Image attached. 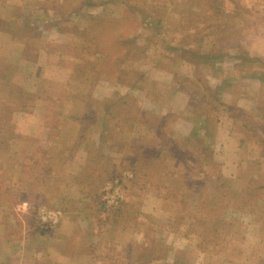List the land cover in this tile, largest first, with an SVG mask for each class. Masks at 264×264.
<instances>
[{"label": "rangeland", "instance_id": "374dc122", "mask_svg": "<svg viewBox=\"0 0 264 264\" xmlns=\"http://www.w3.org/2000/svg\"><path fill=\"white\" fill-rule=\"evenodd\" d=\"M4 1L21 14L20 39L77 14L61 24L81 59L47 69L68 81L40 74L32 93L36 78L10 82L12 53L0 51V264H264V116L218 81L237 69L236 88L249 74L264 83V56L249 49L264 41V0ZM17 107L38 108L41 136L82 111L61 161L9 155L8 139L29 142L9 123ZM232 123L233 137L215 138ZM17 171L9 190L3 177ZM51 210L57 221H42Z\"/></svg>", "mask_w": 264, "mask_h": 264}, {"label": "crops", "instance_id": "0c3cea01", "mask_svg": "<svg viewBox=\"0 0 264 264\" xmlns=\"http://www.w3.org/2000/svg\"><path fill=\"white\" fill-rule=\"evenodd\" d=\"M55 1L61 4L63 3L64 0H55ZM92 1L94 3H98V1H102V0H92ZM143 1L146 2V0ZM18 2H20L21 4L23 0H18ZM113 2L115 3L119 2L122 3L121 5L125 4V6H128L130 5L131 1L113 0ZM8 9H9L8 3L4 0L3 1L0 0V51H8V53H12L10 55H7V57H5L2 54L0 55L4 57L5 62L11 67V70L8 72V75L12 76L10 82L19 80L17 83L22 82L28 84L30 81L33 82L35 80V79L33 80V78L35 77L36 80L34 81V84L30 88H26V92L28 91L32 93L36 92L35 91L36 85L38 84L39 81L38 76L40 74L46 80L54 79L53 80L54 82H60V83L67 82L68 75H65L66 73L60 71L59 72L61 73L60 76H53L51 75V72H49L48 70L50 68L63 67L67 64H70L73 72V69L75 67H78V65H80L79 61L81 57L79 55L73 53L68 55L66 54L67 53L66 50L67 47L65 45V43H67L66 40L68 39L69 42L70 39L73 38L72 36H74V32L69 28L67 29L63 27L61 24L62 23L61 20L63 21V19H65L66 17L69 19L70 22H73L74 15L77 14H74L73 11H71L69 14H54L55 16L53 20L56 23L54 24V26L38 27L36 28V30H34L35 31L34 33L36 35L35 34L26 35L25 33L22 32L24 37L20 39L15 37L17 33H15L13 28L16 21L21 19L20 18L21 14H15L13 10L9 12ZM34 21H37V19H35ZM3 27H5V29ZM6 29H11L12 30L11 34H13L14 36L11 35L10 32ZM249 45H250L249 49H254L257 53V56L260 55L264 56L263 40L257 41L255 44L250 42ZM60 47L63 49H61ZM29 67H33L31 71L28 70ZM63 70H65V68H63ZM225 73L226 75L227 73H229V76L226 75L219 76L218 81L223 82L222 80L224 78L226 77L231 78L229 84L233 83L234 87L229 88L230 86H225L226 84L224 83L222 88L223 90L222 97L236 101V103H239L241 100H244L246 102L245 111L247 112V114L252 116L256 114H261L264 116V110L258 109L260 101H262V99L264 100V93L263 91H261V87H263L264 83H261L258 80L252 78L251 74H249L250 78L245 79L246 83H244V85L242 87H239L238 89L236 88L235 85H239L241 79L239 76H237L238 75L237 69H229V72L225 71ZM79 81L83 83H87V82L89 83L90 78L79 79ZM259 83H261V87ZM74 94H76L77 96L75 98L76 101L77 102L81 101L80 104H82L83 99L85 100L86 97L80 95L77 92L73 93L72 95ZM5 97L6 99H8L7 96ZM40 97L41 95L39 97H35L34 106L36 105L37 102L40 101L41 99ZM228 103L230 104L231 102H226V104ZM68 112L71 114L70 120L65 123L66 125L63 126L64 128L63 127L59 128V130L57 131L58 134H54L52 135L53 136L52 137L49 136V132L51 133L50 131L51 128L49 129V132L44 136L37 134L39 128H36V125L41 126L42 123L40 117L37 116L38 108L34 107L29 112L24 111L22 107H17L14 110H12V113L9 118L10 121L9 123L11 125L12 131L14 132L13 134L20 135L19 137H22L23 139H27L29 142L24 143L22 140L18 141V139H14V138L8 139L5 142V147H7V149L9 150V155L20 154L21 156H23L22 161L26 162L24 160L25 159L24 157L26 156L31 157L33 154H35L37 149H40L45 154H48L50 157H52L53 155L58 156L61 161V158L67 155L64 150V147L66 146L64 129L69 127V130L73 131V133L76 134L80 129L79 121L81 120L82 122L83 114H81L82 113L81 110L77 111L70 108ZM68 112L66 111L65 114ZM231 125H233V123L228 125L226 134L224 133V129L222 128V126L217 127V137L215 136V138L223 137L226 139L228 137L229 138L233 137L231 135V130H230ZM47 136L56 138L57 139L56 143L54 142L53 139H50ZM73 136L71 135V137ZM21 143L23 144L20 145ZM19 147H22V149L20 150ZM88 154L89 153L84 155H88ZM28 160L29 158L27 159V161ZM49 160H52V158H50ZM71 160L75 161L76 159L72 158ZM22 176L23 174L21 173L18 174V171L13 174L9 172L7 175H4L3 178L6 179L5 182L6 188L11 190L10 187L19 186L18 184H20V182L15 183L16 181L15 178L21 179Z\"/></svg>", "mask_w": 264, "mask_h": 264}, {"label": "built area", "instance_id": "2783aa9c", "mask_svg": "<svg viewBox=\"0 0 264 264\" xmlns=\"http://www.w3.org/2000/svg\"><path fill=\"white\" fill-rule=\"evenodd\" d=\"M25 203H23L24 205ZM59 211L51 210V211H42L40 214V219L42 221H48L50 223H55L58 219Z\"/></svg>", "mask_w": 264, "mask_h": 264}, {"label": "trees", "instance_id": "16d2710c", "mask_svg": "<svg viewBox=\"0 0 264 264\" xmlns=\"http://www.w3.org/2000/svg\"><path fill=\"white\" fill-rule=\"evenodd\" d=\"M185 51H188V50H185ZM114 68H116V69H117V67H116V66H114ZM92 81H93V80H92ZM236 110H237V109H236ZM248 116H250V117H251L252 115H248ZM253 117H254V115H253ZM243 125L245 126L246 124H243ZM170 151L174 153V151H173L172 149H171Z\"/></svg>", "mask_w": 264, "mask_h": 264}]
</instances>
